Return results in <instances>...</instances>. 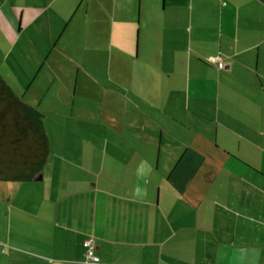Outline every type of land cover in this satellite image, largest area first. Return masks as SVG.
Listing matches in <instances>:
<instances>
[{
	"label": "crops",
	"instance_id": "0c3cea01",
	"mask_svg": "<svg viewBox=\"0 0 264 264\" xmlns=\"http://www.w3.org/2000/svg\"><path fill=\"white\" fill-rule=\"evenodd\" d=\"M0 75L49 142L0 264H264V0H0Z\"/></svg>",
	"mask_w": 264,
	"mask_h": 264
},
{
	"label": "trees",
	"instance_id": "16d2710c",
	"mask_svg": "<svg viewBox=\"0 0 264 264\" xmlns=\"http://www.w3.org/2000/svg\"><path fill=\"white\" fill-rule=\"evenodd\" d=\"M38 110L17 97L0 75V182L41 176L49 142Z\"/></svg>",
	"mask_w": 264,
	"mask_h": 264
},
{
	"label": "built area",
	"instance_id": "2783aa9c",
	"mask_svg": "<svg viewBox=\"0 0 264 264\" xmlns=\"http://www.w3.org/2000/svg\"><path fill=\"white\" fill-rule=\"evenodd\" d=\"M208 63L213 64L218 66V68H222L225 67L224 62L219 58V57H209L207 59ZM87 261L93 262V263H98L99 262V258L95 257L94 255V250H95V245L93 243V241H89L87 244Z\"/></svg>",
	"mask_w": 264,
	"mask_h": 264
},
{
	"label": "water",
	"instance_id": "95a60500",
	"mask_svg": "<svg viewBox=\"0 0 264 264\" xmlns=\"http://www.w3.org/2000/svg\"><path fill=\"white\" fill-rule=\"evenodd\" d=\"M40 179V178H39Z\"/></svg>",
	"mask_w": 264,
	"mask_h": 264
}]
</instances>
